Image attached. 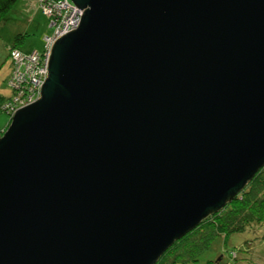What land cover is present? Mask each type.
<instances>
[{"label": "water", "instance_id": "95a60500", "mask_svg": "<svg viewBox=\"0 0 264 264\" xmlns=\"http://www.w3.org/2000/svg\"><path fill=\"white\" fill-rule=\"evenodd\" d=\"M0 136V264H155L264 165V0H71Z\"/></svg>", "mask_w": 264, "mask_h": 264}, {"label": "rangeland", "instance_id": "374dc122", "mask_svg": "<svg viewBox=\"0 0 264 264\" xmlns=\"http://www.w3.org/2000/svg\"><path fill=\"white\" fill-rule=\"evenodd\" d=\"M48 1L50 2V0ZM49 18L43 13L41 0H17L0 16V106L4 102L3 100L11 96L8 84V78L12 71V57L9 55L11 46L22 51H42L45 46L44 36L52 34L55 30V27L49 25ZM10 123L9 115L0 107V136L5 133ZM249 226H251L249 238L259 235L263 229L258 222H253ZM239 235L235 233L228 237L229 235L221 233L209 237V225L199 226L185 238L183 235L179 242L171 245L170 250L160 256L156 264H195L194 254L198 248L205 244L209 245L204 257L213 258L210 261L211 264H229V262L232 264L229 254L224 251L223 247L235 246L234 243L230 244L231 241H237L238 246L236 245V247H242L241 240H238ZM252 255H255L254 250L250 245H247L243 251L238 250V253L233 254L234 264H254L252 258L249 257Z\"/></svg>", "mask_w": 264, "mask_h": 264}, {"label": "trees", "instance_id": "16d2710c", "mask_svg": "<svg viewBox=\"0 0 264 264\" xmlns=\"http://www.w3.org/2000/svg\"><path fill=\"white\" fill-rule=\"evenodd\" d=\"M16 1L17 0H0V16L5 13ZM10 89L12 96L14 91L11 87ZM3 103H1L0 107H2ZM253 222L261 224L263 229L259 235H254L249 238L251 233L249 231L251 226L249 225ZM204 225H209V237L213 234L217 236L221 233L229 235L228 237L235 233L240 234L238 236V240H241L242 247H236V245L238 246L236 243L237 241H231L230 243L231 245L233 243L236 244L235 246L223 247V249L225 248L224 251L229 254L232 264H234L233 254L238 253V250L243 251L247 245H250L251 249L254 250L255 255L249 256L252 258L251 260L254 261V264H264V166L254 174L252 179L235 195L232 200L227 202L226 205L218 211L205 217L197 226L187 232L183 237L185 238L187 234L196 230L199 226L202 227ZM182 238L176 240L172 246L179 242ZM208 245L209 244H205L204 246L198 248L193 258L195 264H200L202 263L201 261L211 264L210 261L213 258L204 257L205 253L208 251ZM171 247H169L162 255H165ZM229 264L231 263L229 262Z\"/></svg>", "mask_w": 264, "mask_h": 264}, {"label": "built area", "instance_id": "2783aa9c", "mask_svg": "<svg viewBox=\"0 0 264 264\" xmlns=\"http://www.w3.org/2000/svg\"><path fill=\"white\" fill-rule=\"evenodd\" d=\"M43 13L50 19V26L55 30L44 36L45 46L42 51H21L11 47L12 71L8 84L13 95L2 104V109L12 119L16 110L40 98V87L48 76L47 64L54 41L64 33L77 28L83 9L70 0H41ZM47 7V8H46Z\"/></svg>", "mask_w": 264, "mask_h": 264}]
</instances>
